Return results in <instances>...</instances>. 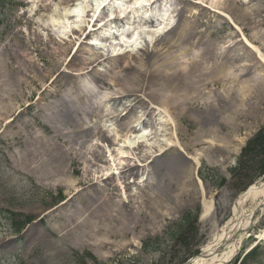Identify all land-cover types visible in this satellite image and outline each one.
<instances>
[{"label":"rangeland","instance_id":"374dc122","mask_svg":"<svg viewBox=\"0 0 264 264\" xmlns=\"http://www.w3.org/2000/svg\"><path fill=\"white\" fill-rule=\"evenodd\" d=\"M151 1L142 8L147 14L144 19L141 12L139 16L134 13V8L129 9L134 20H129L127 13L123 19L113 13L116 22L123 21L125 29L131 30L126 34L122 27L118 44H111L116 45L114 51L106 47L89 51L93 47L91 41L79 37V30L91 28L95 34H102L109 25L105 8L94 15L90 0L85 1L79 26L73 22L74 14H70L69 27L60 34V25H52L46 19L54 10L61 13L62 0H0V5L4 4L0 10V114L4 116L0 120V264H185L209 240L212 227H221L229 219L238 196L264 180V174L255 177L256 171L248 177H234L235 169L240 168L237 159L241 148L264 124V81L259 85L253 80L259 74L264 76L260 58L264 53V0H222L218 4H210V0ZM168 18L173 25L190 21L196 30H203L206 42L215 48L216 63L227 61L229 74L235 78L225 83L230 89L229 104L210 108L218 111L212 125L206 129L205 122L199 125L201 117L210 112L202 110L199 120L192 116V110L199 111L195 108L182 116L180 125L176 123L182 133L180 143L199 140L194 146V153H200L196 175L204 183V194L188 183L187 189H182L178 170L167 166L165 160L173 161L171 157L178 155L181 144L177 140L173 143L176 148L163 157H153L131 175L122 170L116 175L93 177V172L100 175L101 168L108 164L109 138L103 123L119 131L128 117L116 121L112 116L124 108L132 111L133 122L142 112L141 104H134L140 97L133 93L103 106V96H112L115 88L107 81H96V88L86 86L90 78L81 80L86 74L77 75V68L91 62L90 70L103 73L110 59L126 53L143 62L145 54L173 37V28L154 33L160 21ZM133 30L138 33V41L131 48L125 40ZM180 45L203 53L202 46ZM55 46H68L66 60L58 59ZM20 49H26L32 57L29 65L23 61ZM177 49L181 48L174 50ZM185 58L176 57L177 62L187 64L189 57ZM56 62L58 72H52L42 84L39 79ZM90 70L88 74L93 75ZM65 71L73 77H69L72 87L59 82L51 88V82ZM135 72L131 71L130 76ZM128 83H132L131 79L120 76L121 88ZM144 87L147 94L154 86ZM48 88L58 94L48 93ZM82 91L80 97L78 92ZM202 92L205 97L219 99L222 83ZM158 117L147 120L152 140ZM203 126L206 134L214 132L208 135L216 147L212 152L208 149L210 153L206 151L208 137L201 138ZM223 134L238 148L228 156L226 166L217 161L222 158L217 136ZM96 138L98 143L95 140L89 146L88 140ZM79 149L82 153L77 156L81 158L72 156ZM139 150L135 148L136 152ZM99 155L102 161L94 160ZM125 157L127 164L137 165L132 154ZM142 171L148 179L139 182ZM68 175L75 183L73 187L66 185ZM203 197L215 202L212 217L202 218ZM244 205L249 208L250 201L245 200ZM185 214L190 218L187 222L181 221ZM263 234L264 214L257 212L240 248L224 264H264ZM253 250L254 254H250Z\"/></svg>","mask_w":264,"mask_h":264},{"label":"bare ground","instance_id":"6f19581e","mask_svg":"<svg viewBox=\"0 0 264 264\" xmlns=\"http://www.w3.org/2000/svg\"><path fill=\"white\" fill-rule=\"evenodd\" d=\"M85 1L87 0H62V2H60V4L62 5L61 13H56L55 10L52 11L48 14V18L46 19V21L51 23L52 25L59 24L61 28L60 34H65L66 30L69 27V22L67 21L68 15L74 14L76 20L73 22L76 26H79L78 19L81 17V14L86 8ZM150 1L151 0H144V3L140 8H138L137 4L140 3V0H109L108 4L105 5L107 8L106 17H112L113 13L121 15V13L123 12L129 15V20H134L133 16L130 15L131 12L129 11V9L134 8V13L137 12V15L139 16L138 13L141 12L142 18L144 19L147 14L142 11V8L144 6L147 7L148 2ZM90 2L91 5H93L92 12L95 15L98 12L97 9H100L101 7L97 0H90ZM211 3L218 4L223 2L222 0H210V4ZM162 12V14H165V11ZM193 13L195 14V12ZM182 19H184V17H182ZM115 20L116 19L109 20V25L101 34L104 36L103 38H98V35L89 29H87L86 31L85 29L80 28L79 37L82 36L87 40L93 38L97 39L95 46L89 48V51L94 48L105 50L104 47H106L107 50L112 49L114 51L116 49V45L111 46V44H116V41L118 44L120 35L122 34L120 32L122 30L121 28H124V26L122 25V22H116ZM187 22L188 23L183 21L178 26L177 24L173 25L174 22H172L171 19L169 20V18L165 22L160 21L159 25L155 28L154 33H163L164 31L173 28V30L171 31L173 37H170L165 41V43H159L158 41L160 47L155 48L152 53H149L147 55L145 54L143 62H141L134 54L126 53L116 59H110V61L107 62V66H105L103 73H99L93 69L90 70L89 68L93 64L91 62H85L83 63L85 65L77 68V75L83 76L84 74H86V76L82 77L81 80L83 79V81H85L87 78H90L88 79L86 86L91 85L96 88V81L97 83L101 84L104 83V81H107L112 85L113 88H115L112 96H103V106L110 104L111 101L115 102L118 98H126L132 96L131 94L133 93L140 97V101L137 100L134 104L140 103L141 107L139 108L142 112L140 113L141 115H137V118L134 119L133 122L130 120L132 111H129V108H124L123 111H117L112 116V118L116 121H120L125 116L128 117L123 123L120 124L119 131L116 129V127L113 128L111 127V125H106L105 122L103 123V129L110 136L109 137L107 135L109 141L106 140L108 145V164L101 168L100 175L96 172H93V177L101 178V176L106 177L109 175H116L122 170L124 174L131 175L132 173H134L138 166H145L146 163L149 162L153 157H163L168 150H170L171 148H176L173 143L176 142V140L180 143V137L182 134L176 123H178L179 125L181 124L182 116L186 112L190 113L192 109H198V113L197 111L192 110V112L195 113V115L192 114V116L198 119L199 113L202 110L208 109L210 113H206L205 116H202L201 120L199 118V125L205 122L204 126L206 129V126H209L210 124L212 125L214 123V120L218 113L217 110H212L210 108L214 109L215 106L223 107L229 104V99L227 98L230 95V89L229 87L226 88L225 83L232 82L233 79H235L229 74V71L227 69L229 64L227 63V61H220L219 64L216 63L215 48L213 47V44H211L210 42H206L204 35L205 32L203 30H196V27L193 25V23H191L190 21ZM143 25H145V23H143ZM127 37L129 40H125V43H131L130 47L132 48V46L138 41V33L137 31L133 30ZM184 43L189 44L190 47L191 45L202 46L203 53L198 54V51L195 52L194 50H191V48L181 47L182 45L180 44ZM69 44L70 43H67V45ZM59 47L55 46L54 48V51L57 53L58 59L66 60V52L68 46L62 49H60ZM176 47L181 49H177L175 51L174 49H176ZM169 51L172 53L170 56L168 55ZM256 51L257 54L260 55V50L258 49V47H256ZM18 52L23 57V61L27 62L28 65L30 64V62H32V57L29 56L26 49H20L18 50ZM178 56L185 60H187L185 57H189V61L187 62V64L177 62L176 57L178 58ZM260 58L262 62H264V53L260 55ZM258 62L260 63V60ZM144 65L148 66L142 69ZM50 68L51 69L48 70L46 74H43L41 79H39L41 80L42 84H44V81L51 76L52 72H58L59 63H52ZM89 70L93 71V75L88 74ZM134 70H136V72L131 77V71ZM33 76L37 78V75L35 73ZM120 76L123 78L131 79L132 83H128L127 87L121 88L119 84ZM69 77L71 76H69L68 72L66 71L63 72V74L59 73L57 75V78L51 82L50 87H57L60 84L59 82L65 83L66 85H69V87H72L70 85L72 80ZM263 77H261L259 74V76L255 77L253 80L257 84L259 83V85H261L264 81ZM204 81L206 83H203ZM219 82H221L223 86V93L220 98L212 99L213 96L205 97V92L202 91H205L212 86L218 85ZM145 85H151L154 87L150 89L146 94L144 92ZM202 87L203 89L201 90ZM45 91L52 94H58L57 91L51 92L49 88L45 89ZM78 94L80 95V97H82L83 91L78 92ZM145 98H147V101H144ZM142 104H145L144 108L142 107ZM153 106H155L156 108H154ZM121 115L123 116L119 117ZM154 115H159V117L155 118V120L160 119V121L155 122V126H157V128H155L156 135L154 137L155 139L152 140V137H150L149 135L150 126L147 120L153 119ZM0 116V120L4 119V116L2 114H0ZM101 122L103 121L101 120L100 124ZM204 126L202 130L203 136H201V138L203 139L206 138V136L208 137V139L206 140V151H208V149L211 151L212 148L216 149V147L213 144V137H209L208 135L214 134V132L206 134L207 132H205ZM159 132L162 134H157ZM103 136L100 137L102 141H104ZM158 136H160V138ZM217 137L221 142L220 147L217 149L222 155V158H219L217 161L222 162L223 166H226V159L228 158V156H230L231 153L237 152L238 148H235L234 145H231V139L230 137L228 138L226 134ZM95 140L98 143L97 138L88 140V142L91 143L89 146L93 145V142ZM198 143L199 140L197 139H191L189 142L183 144L180 143L181 147H179V149L177 150L178 155L175 154V156L171 157L174 160L171 161L170 159H167L165 161L168 164L167 166H171L172 168L178 170L177 175L178 177L181 176L180 181L183 185L182 189H187L185 184L188 183V185H195L193 187H195L198 192L204 194V183L196 175L200 153H194V150L196 148L194 146ZM132 148L134 149V151H132ZM135 148H140V150L136 152ZM192 148L193 153L190 157H188V151H190ZM195 151H197V149ZM78 152L72 153V156H77V154L82 153V149H79ZM114 152L116 153L114 154ZM129 153L133 155V160H137V165L131 166L125 162L124 158H126L125 156ZM105 156L106 154L102 155V157L104 158ZM78 158H81V156H79ZM100 158L101 155H99V158L97 159L94 158V160L99 159L102 161V159ZM70 159L72 158L70 157ZM161 161H163V159ZM145 177L146 179H144ZM139 178V182H143L148 179L144 171L140 173ZM65 181L66 185L69 187H73V185L75 184L70 175L65 176ZM245 200L250 201L249 208L244 205ZM201 202L202 218L208 216L211 217L213 204L212 199H205L203 197ZM257 208L261 212H264V180L255 182L254 184L250 185L246 191H243L239 195L238 200L233 205V218H235L233 222L228 225L227 229H225L224 225L220 227L221 229H216V226L212 227V234L210 235L209 240L201 247L203 254L192 259L191 264H224L229 259H231L235 252L240 248L241 242L243 241L244 237H246L245 229L249 226V218Z\"/></svg>","mask_w":264,"mask_h":264},{"label":"trees","instance_id":"16d2710c","mask_svg":"<svg viewBox=\"0 0 264 264\" xmlns=\"http://www.w3.org/2000/svg\"><path fill=\"white\" fill-rule=\"evenodd\" d=\"M238 164L240 167L238 178L248 177L253 171H256L255 177L264 174V125L242 148ZM187 217L188 215L185 216V219ZM254 251H251L250 254H254Z\"/></svg>","mask_w":264,"mask_h":264},{"label":"snow or ice","instance_id":"6c2138e0","mask_svg":"<svg viewBox=\"0 0 264 264\" xmlns=\"http://www.w3.org/2000/svg\"><path fill=\"white\" fill-rule=\"evenodd\" d=\"M97 2L99 3L100 7H104L105 5L108 4V0H97ZM144 3V0H140V3L137 4V7L140 8L141 5ZM99 8L97 9V11L99 12ZM125 16V13H121V19H123Z\"/></svg>","mask_w":264,"mask_h":264},{"label":"water","instance_id":"95a60500","mask_svg":"<svg viewBox=\"0 0 264 264\" xmlns=\"http://www.w3.org/2000/svg\"><path fill=\"white\" fill-rule=\"evenodd\" d=\"M186 264H188V262Z\"/></svg>","mask_w":264,"mask_h":264}]
</instances>
